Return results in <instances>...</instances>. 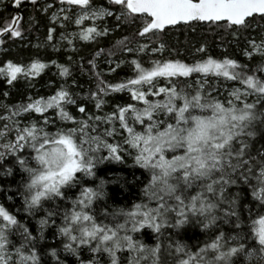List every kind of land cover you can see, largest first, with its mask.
Segmentation results:
<instances>
[{
	"label": "snow or ice",
	"instance_id": "snow-or-ice-1",
	"mask_svg": "<svg viewBox=\"0 0 264 264\" xmlns=\"http://www.w3.org/2000/svg\"><path fill=\"white\" fill-rule=\"evenodd\" d=\"M17 170L0 264H264V0H0Z\"/></svg>",
	"mask_w": 264,
	"mask_h": 264
},
{
	"label": "trees",
	"instance_id": "trees-1",
	"mask_svg": "<svg viewBox=\"0 0 264 264\" xmlns=\"http://www.w3.org/2000/svg\"><path fill=\"white\" fill-rule=\"evenodd\" d=\"M217 52H214L215 54H218ZM102 168H104V172H102V175H107V176H111L113 174V172H118L121 175H124L125 177L128 178V180H132L133 178V172L135 171V175L139 176L140 175V171H136L130 167H126V166H121L118 164H109L107 166H102ZM109 169H111V171H109ZM22 179V174L19 170L15 171L14 175L12 177H8V178H4V177H0V185H4L5 186V191H0V203L4 204V206L12 212H15L17 208H20V205L23 203V201L21 200L20 196L18 194H15L17 191V185L20 183ZM8 186H11V191H8L7 188ZM111 191H112V195H113V202L116 205H122L125 202L128 201L129 197H136L138 195L139 189L136 187H131L129 186L128 188H123L120 189L118 185H110L109 186ZM13 195L14 198L12 200L8 199V196ZM246 196V200L245 203L248 202V200H251V193L248 192L245 194ZM251 206V205H248ZM18 219L21 220L22 223L27 224L30 228L35 226V220H31V222L29 223V220L31 219L30 217H28L25 212L23 210H21L18 213L17 216ZM226 231H228L227 228H225ZM47 240L42 242V247L44 248H48L51 246H55V239L53 237V234L51 231L45 233ZM186 238L190 240V242H196L197 240H203L204 239V235L203 233H200L197 230H190L187 235ZM154 242V241H153ZM69 261V264H72V258L68 257L67 258Z\"/></svg>",
	"mask_w": 264,
	"mask_h": 264
}]
</instances>
